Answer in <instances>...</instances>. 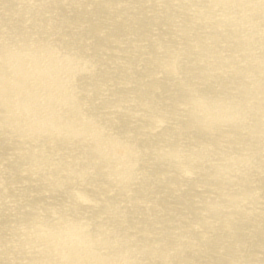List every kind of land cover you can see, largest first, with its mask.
I'll return each instance as SVG.
<instances>
[{
	"label": "bare ground",
	"instance_id": "6f19581e",
	"mask_svg": "<svg viewBox=\"0 0 264 264\" xmlns=\"http://www.w3.org/2000/svg\"><path fill=\"white\" fill-rule=\"evenodd\" d=\"M0 264H264V0H0Z\"/></svg>",
	"mask_w": 264,
	"mask_h": 264
}]
</instances>
